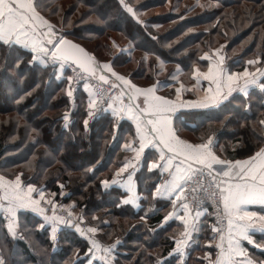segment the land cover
<instances>
[{
	"label": "trees",
	"instance_id": "obj_1",
	"mask_svg": "<svg viewBox=\"0 0 264 264\" xmlns=\"http://www.w3.org/2000/svg\"><path fill=\"white\" fill-rule=\"evenodd\" d=\"M39 2L47 5L42 14L57 28L64 18L63 31L70 33L69 38L86 47L100 62L113 61L115 57V70L131 74L132 82L140 86L157 81L174 86L177 83L171 79L172 75L179 82H191L192 68L207 66V61L199 57L221 45H225L221 54L227 57L226 65L238 72L244 70L248 59L264 51V0H129L146 24H138L120 10L117 0ZM51 9L56 10L55 14ZM152 36L157 39L152 40ZM113 42L118 47H113ZM128 48L130 53L118 51ZM4 55L0 53V174L14 178L22 173L25 183L43 186L44 191L50 189L56 197L61 191L57 180L64 183L66 195L60 196L61 201L74 202L77 214L84 210L87 222L100 228L97 235L101 244L106 246L117 238L121 240L114 253L115 264H156L159 258H163V264H179V258L168 253L174 247L171 237L180 232L182 225L175 219L160 225L170 201L153 198L158 174L146 170V160L135 175L138 208L121 203V198L127 196L121 185L105 189L100 184L101 180H111L123 161L127 153L122 148L127 140L124 133L132 134V123L121 120L113 138V119L109 113L91 121L89 131L85 132L86 96L82 84H78L77 93L70 99L66 81L60 83L53 76L49 82L53 69L41 72L37 68L30 72L26 64L20 65L24 75L21 81L12 68L2 66ZM7 55L15 67L19 53L13 51ZM157 56L165 61L163 70ZM5 77L9 78L7 86L3 83ZM159 91L174 92L173 87H161ZM25 93L30 94L19 101ZM233 95L220 112H192L183 123L178 119L176 124L191 139L211 128L217 133V151L224 146L230 158L242 157L247 145L264 143L253 138L250 131L256 121L264 118V93L255 86L249 89L248 96ZM246 105L250 107L246 109ZM66 111L70 113L68 128L62 119ZM201 122L202 127L193 131L192 125ZM241 141L245 142V148L234 151L233 145ZM93 165L94 174L87 172ZM151 207L154 210L150 214ZM207 212L210 213L209 209ZM4 215L0 211V245L5 247L3 255L9 264H72L75 249H79L81 261L86 264L87 241L74 229L60 226L53 250L51 226L38 227L44 223L38 213L18 210L15 239L7 233ZM141 215L146 216V223L138 222ZM93 216L99 219L94 221ZM202 219L205 223L213 221L211 215ZM206 232L198 238L205 239ZM254 237L257 244H264V234L256 233ZM247 247L255 258L264 260V251ZM194 251L189 250L187 264H193Z\"/></svg>",
	"mask_w": 264,
	"mask_h": 264
},
{
	"label": "snow or ice",
	"instance_id": "obj_2",
	"mask_svg": "<svg viewBox=\"0 0 264 264\" xmlns=\"http://www.w3.org/2000/svg\"><path fill=\"white\" fill-rule=\"evenodd\" d=\"M117 3L119 9L138 24H146L139 19L136 8L129 0H117ZM43 7L47 5L42 6L39 0H0V53L5 54L2 66L12 68L21 81L24 80L22 64H26L30 72L37 68L45 72L51 68L49 82L53 76L60 83L66 81V94L70 99L74 97V85L82 84L86 96L85 132L89 131L91 121L109 113L113 119V138L121 120L126 118L131 121L134 136L122 148L132 155L120 163L111 180H101V186L108 189L112 185H121L127 190V196L121 198V203L138 207L133 173L147 160L148 170H156L159 174V182L152 191L153 198L170 201L171 210L163 216L160 225L173 219L182 225L178 235L171 237L174 247L169 256L176 254L180 257V264H187L186 249L198 243L195 237L202 230L210 229L211 239L206 243L215 241L216 252L214 258L211 253H205L203 260L207 264H264V260L254 258L243 243L246 241L264 251V244H257L253 238L255 232L264 234V214L250 209V206L256 205L264 207V143L247 145L242 157L234 159L225 154L224 146L217 151V133L211 128L189 139L182 138L176 127V120L180 119L183 123L192 112H220L234 98V93L248 96L249 89L255 86L264 93V51L248 59L245 63L252 68L250 70L246 66L242 72L231 71L226 65L227 57L221 54L225 45L205 51L199 60L207 61L206 70L198 66L191 70L194 84L188 86L177 81L175 75L171 76L179 84L175 87L173 98L171 92L159 94L161 87L171 89L173 85L170 83L157 81L140 86L132 82L131 74L115 70V57L113 61L100 62L86 47L68 38L70 33L63 31V17L57 28L51 19L42 14ZM50 11L55 14L56 10ZM151 39L156 40L157 37L152 36ZM113 47H118L115 42ZM13 51L19 53L15 57V67L8 61L7 55ZM118 51L130 53L131 48ZM156 59L160 70H163L165 61L160 56ZM144 60H147V53ZM176 71H180L179 66ZM8 79L5 77L3 80L5 86ZM202 81L207 82V87L202 86ZM185 92H202L203 95L185 100L182 98ZM29 94L20 96L19 101ZM249 107L246 105V109ZM182 109L188 111L181 112ZM62 119L64 127L68 128L70 115L67 111ZM255 125L250 130L252 137L264 142V118L256 121ZM197 127H202V122L192 125L193 131ZM242 148H245L243 141L233 145L234 151ZM146 149L151 150V159H148ZM94 168V165L89 167L87 172L94 174ZM57 183L61 189L59 195L65 196V184L59 180ZM55 195L52 193L46 197L43 186L25 183L22 173L15 174L14 178L0 174V211L5 213L7 233L15 239L18 210H31L43 218L44 223L38 227L51 226L53 250L59 227L68 226L87 241L84 253L86 264H115L114 253L121 240L117 238L111 245H102L96 237L100 231L98 226H82L86 223L84 210L74 213V202L68 206L57 204L51 198ZM207 202L212 205L211 213L204 207ZM208 215L214 216L215 220L206 224L202 217ZM92 219L96 221L99 218L93 216ZM4 251L5 247L0 245V264H9ZM74 256L72 264H84L79 249H75ZM156 264H163V258H159Z\"/></svg>",
	"mask_w": 264,
	"mask_h": 264
},
{
	"label": "crops",
	"instance_id": "obj_3",
	"mask_svg": "<svg viewBox=\"0 0 264 264\" xmlns=\"http://www.w3.org/2000/svg\"><path fill=\"white\" fill-rule=\"evenodd\" d=\"M206 67L207 66H205V67H203V68H200L201 70H206ZM240 72H242V71H240ZM195 83V81L192 79V81L191 82H189V83H185L186 85H188V86H191L192 84H194ZM202 83V86L203 87H207V82L206 81H202L201 82ZM179 86V84L177 83V84H175L174 86H173V90H174V92H171L172 93V96H173V98H175V87H178ZM159 94H162L160 91H159ZM203 95V93L202 92H185V93H183V95H182V98L183 99H185V100H189V99H196L197 98V96H202ZM180 111H183V109L182 110H180ZM126 119V118H125ZM127 120V119H126ZM128 122H130L131 123V121L130 120H128ZM176 127L180 130L179 131V134L181 135V137L182 138H189V139H191V137H189V136H187V135H185L184 133H187V132H185V130L184 129H182V128H179V125H177L176 124ZM125 135H124V137L125 138H127V140L126 141H128L129 139H131L133 136H134V129H133V132H132V134H130V135H128V132H125L124 133ZM125 141V140H124ZM125 141V142H126ZM146 152L147 153H149V156H148V159H151L152 158V156H151V150H148V149H146ZM131 155H132V153H130V152H127L126 153V155H125V157H124V159L126 158V157H131ZM239 158H241V157H237V158H234V159H239ZM123 159V160H124ZM142 166V165H141ZM141 167H139V168H137L136 169V171L133 173V182H134V186H135V189H136V194H137V196H138V200H137V204L139 205V195H138V192H137V185H136V177H135V175L137 174V172H138V170L140 169ZM146 170H148V167H147V160H146ZM152 171H155L156 172V170H152ZM158 174V173H157ZM159 175V174H158ZM158 183V182H157ZM123 188V187H122ZM125 191H127L125 188H123ZM162 199H166V198H162ZM67 204H70L69 202L67 203ZM132 205V204H131ZM154 205H156V204H154ZM133 206V205H132ZM135 208H138V207H136V206H134ZM156 207V206H155ZM153 207H151L150 208V210L149 211H151V212H148V213H153V210L154 209H152ZM250 208L252 209V211H256V212H260V213H262V214H264V212L263 211H261L260 209H264V207H259V205H256V206H250ZM152 209V210H151ZM75 212H76V210L75 209H73ZM171 210V206L169 205L168 206V210H167V212L168 211H170ZM157 211V210H156ZM166 212V213H167ZM145 213V212H144ZM146 213H147V211H146ZM144 215H146V214H144ZM144 215H141V217L142 216H144ZM145 217V219H139L138 220V222H144V223H146V216H144ZM162 220V219H161ZM160 220V221H161ZM182 230V227L180 228V231ZM256 233H259V232H255V233H253V238H254V240H255V234ZM178 235V234H177ZM97 236V238H98V235H96ZM256 242V241H255ZM244 243V246L248 249V245L249 246H252V247H255L254 245H251V244H248L246 241H244L243 242ZM256 249H258L257 247H255ZM190 250V249H189ZM249 251V250H248ZM252 254V253H251ZM176 257L178 256V255H176V254H174ZM254 257V256H253ZM255 258V257H254ZM256 259H258V258H256Z\"/></svg>",
	"mask_w": 264,
	"mask_h": 264
},
{
	"label": "rangeland",
	"instance_id": "obj_4",
	"mask_svg": "<svg viewBox=\"0 0 264 264\" xmlns=\"http://www.w3.org/2000/svg\"><path fill=\"white\" fill-rule=\"evenodd\" d=\"M209 3V2H208ZM210 4V3H209ZM121 40V39H120ZM79 84V83H78ZM78 84H75L74 85V88H75V91H74V95H75V93H77V87L79 86ZM67 87V86H66ZM73 99V98H72ZM73 101V100H72ZM69 113V112H68ZM69 115H70V113H69ZM185 135H187L188 136V134L187 133H184ZM45 192V195H46V197L47 196H49L50 194H52L53 193V191H51L50 189L49 190H46V191H44ZM59 197V198H58ZM53 200H55V202L57 203V204H63V205H65V206H68L69 204H67L68 202H62L61 201V199H60V195L58 194V196L56 197V195L55 196H52L51 197ZM55 198H58L60 201H58V199L56 200ZM69 203L70 204H72L73 202L72 201H69ZM254 207V206H253ZM260 207V206H259ZM251 209V208H250ZM252 210V209H251ZM73 212L74 213H77V212H75L74 210H73ZM260 213V212H259ZM5 214V213H4ZM49 214H51V211H49ZM5 216V215H4ZM214 221V220H213ZM213 221H211V222H213ZM207 224V223H206ZM87 226H90V223H88L87 222V220H86V223H85V227H87ZM204 231H207L206 233H205V235H203V237L205 238V239H203V238H201V239H199L198 237H199V235L202 233V232H204ZM97 235V234H96ZM97 237V236H96ZM97 239H99V237L97 238ZM195 239L196 240H198V243H193V245H192V247L191 248H189V249H193V250H195L194 251V254H195V256L193 257V264H207V262L205 261V260H203V257H204V255H205V253H211V256L214 258V256H215V252H216V249H215V247H214V244H215V241H213V243L212 244H207L206 243V240H208V239H211V236H210V229H207V230H202L196 237H195ZM259 244V243H258ZM189 249H186V253H187V255H188V253H189ZM197 251H200V252H197ZM187 255H186V257H185V259L187 258ZM178 258H179V264H180V257L179 256H177Z\"/></svg>",
	"mask_w": 264,
	"mask_h": 264
},
{
	"label": "built area",
	"instance_id": "obj_5",
	"mask_svg": "<svg viewBox=\"0 0 264 264\" xmlns=\"http://www.w3.org/2000/svg\"><path fill=\"white\" fill-rule=\"evenodd\" d=\"M69 71H70V69H69ZM204 207H205L206 209H209L210 213L212 212V205H211L210 202L205 203ZM48 210L51 211L50 208H49ZM193 210L195 211V205H193ZM212 219L215 220V217L212 216ZM82 226L85 227V224L82 225Z\"/></svg>",
	"mask_w": 264,
	"mask_h": 264
},
{
	"label": "water",
	"instance_id": "obj_6",
	"mask_svg": "<svg viewBox=\"0 0 264 264\" xmlns=\"http://www.w3.org/2000/svg\"><path fill=\"white\" fill-rule=\"evenodd\" d=\"M69 38V37H68ZM69 39H71V38H69ZM73 40V39H72ZM75 41V40H74ZM75 42H77V41H75ZM77 43H79V42H77ZM80 44V43H79ZM82 45V44H81ZM83 46V45H82Z\"/></svg>",
	"mask_w": 264,
	"mask_h": 264
}]
</instances>
